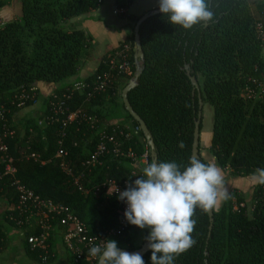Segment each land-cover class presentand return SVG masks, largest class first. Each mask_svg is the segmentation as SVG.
<instances>
[{
  "label": "trees",
  "instance_id": "1",
  "mask_svg": "<svg viewBox=\"0 0 264 264\" xmlns=\"http://www.w3.org/2000/svg\"><path fill=\"white\" fill-rule=\"evenodd\" d=\"M103 1L20 0V16L0 26V103L10 102L16 110L11 117L34 102L36 81H63L76 75L91 58V40L81 30L68 29L65 23L95 10ZM252 1L254 9L249 0H184L141 23V72L137 85L128 92V100L151 132L166 204L156 227L153 222L158 208L149 219L146 185L134 183L126 189L125 198L132 205L130 221L122 233L112 235L115 242L110 247L137 250L150 240L152 245L135 257L111 254L104 264H264V180L254 187L252 215L245 214L244 209L233 210L228 195L217 210L213 207L208 234V185L200 172L210 178L215 173L200 156L191 158L198 102L186 72L188 69L195 76L203 103L213 109L209 152L216 166L230 168L235 175L264 172V23L256 18V14L264 18V3ZM131 2L117 0L115 6L123 10L119 11L121 17L133 22L124 42L134 46L133 28L139 17L126 15ZM5 4L0 0V8ZM121 44L108 48L97 70L83 79L88 86L71 94L68 109H81L82 114L66 126L48 119H41V124L35 119L16 123L7 114L14 134L3 137L0 122V140L7 144L16 168L14 178L40 198L69 206L96 235L117 230L124 214L121 196L110 194L106 187L96 191L95 185L107 178L122 183L137 169L131 158L113 153L101 156L94 166L81 164L101 132L110 133L108 126L100 124L102 114L92 107L104 102L118 80L124 85L129 81L116 74L106 91L92 89L96 75L106 70L107 56L114 55ZM133 54L134 50L130 57L135 70ZM69 86L54 94L61 95ZM244 91L248 96H242ZM20 95L28 98L16 107ZM49 108L44 117L49 116ZM126 116L137 126L127 112ZM117 138L123 154L130 150L137 159L147 151L151 175L149 148L141 131L127 139ZM59 149L67 151L69 168L83 172L81 183L88 192H81L61 168L55 156ZM31 153L37 158L29 157ZM12 182V177H3L0 195L15 203L17 193ZM150 185L158 207L160 196L152 180ZM38 232L36 228L34 233Z\"/></svg>",
  "mask_w": 264,
  "mask_h": 264
},
{
  "label": "built area",
  "instance_id": "2",
  "mask_svg": "<svg viewBox=\"0 0 264 264\" xmlns=\"http://www.w3.org/2000/svg\"><path fill=\"white\" fill-rule=\"evenodd\" d=\"M122 12L123 10H119ZM3 22L0 21V26ZM260 27V26H258ZM134 50L128 42L121 44L119 49L114 55L107 56L105 61L106 70L99 72L93 82V91L104 92L110 86L114 75H123L129 80L133 77L135 70L132 69V60L130 52ZM135 64V63H134ZM88 85L83 80L75 81L65 88L61 95L51 94V100H48L50 106V114L44 119L50 121L60 122L62 127L67 123L73 121L77 116L82 114L81 109L69 110L67 100L71 98V94L74 91L84 90ZM90 96V92L88 93ZM28 98L26 95H20L15 102L16 107H21L24 100ZM7 110L0 107V122L2 128L5 131L3 137L12 136L14 130L11 129L9 119L7 117ZM89 119L91 117L88 116ZM42 120H39L38 124H41ZM110 133H106L105 130L101 132L99 141L95 145L94 149L90 152L88 157L82 161V166H94L99 162V158L106 153L122 154L128 158H131L135 164L136 157L132 151H128L123 154L120 150L121 142L118 141V136L124 139L129 138L132 134H139V127L133 126L132 128L123 127L118 125L108 126ZM64 132L62 133V135ZM0 153L1 161L3 162V171L0 173V191L1 182L3 177L10 176L13 178L12 185L17 193V200L14 203L12 210L14 214L9 215V220L19 228H24L29 225H34L39 230L36 234H28L25 237L28 250L30 252H39V258L43 261L53 257V253L50 250L49 237L54 224V220L57 219V223L63 228L62 240L67 252L74 258V260L87 259L93 264H97L98 258L103 250L110 247V239L114 234L122 233L127 224L130 221V215L132 212V205L125 198V190L130 188L133 181L130 179L124 180L119 183L114 178H107L103 180L99 185H95L94 190L106 187L110 194L121 196L123 202V219H121V225L117 230H110L103 235L92 234L87 228L85 223L74 213V211L66 205L56 204L51 200L40 198L31 189H28L25 185L14 178L16 168L13 164V160L8 153V147L5 142L0 140ZM67 151L59 149L56 153V157L60 159L61 168L72 178L74 184H77L78 189L86 193L87 188H84L81 179L84 174L80 170H72L66 164L65 157ZM31 158H37L35 153L29 155ZM146 163L148 162L147 151H144L140 156ZM136 176L135 171L132 172ZM239 210V209H238Z\"/></svg>",
  "mask_w": 264,
  "mask_h": 264
},
{
  "label": "crops",
  "instance_id": "3",
  "mask_svg": "<svg viewBox=\"0 0 264 264\" xmlns=\"http://www.w3.org/2000/svg\"><path fill=\"white\" fill-rule=\"evenodd\" d=\"M116 2L117 0H104L95 10L71 18L65 23L68 29L81 30L85 36L91 40V58L85 60L76 75L63 81H36L33 84V88L36 92L34 102L29 106L20 108L16 113L17 116L16 114L12 115V121L21 123L26 119H43L48 106V98L51 94L60 90L65 85L83 80L92 75L99 67L101 57L106 53L108 48L117 47L129 38V34L132 32L133 22L120 16L115 6ZM165 2L166 0H132L125 12L126 15L140 17L142 14L157 8L159 4ZM124 86L123 81L118 80L113 87L112 93L104 97V102L92 107L95 110H99L102 114V118L100 119L101 126L123 125L129 129L133 127L131 121L126 116V110L123 106H120L122 103L121 90ZM211 136L212 127L211 132L205 135H202V130L200 128L199 156L209 163L215 173L213 207L216 210L221 206L227 195L237 190V188L233 184L232 179H228L223 174L222 169L216 166L215 158L209 152ZM135 162L137 169L131 171L128 179L133 181V184L142 183L146 185L149 190L148 194L151 197L152 186L150 185V181L152 177L149 173L148 165L141 157L137 158ZM133 171H135L136 176L132 174ZM261 176L253 181L251 187H255L258 182L263 181L264 178ZM152 206H155V198H151L149 204V219L153 213ZM13 207V201L7 200L6 197L0 195V264H93L87 259L74 261L63 243V228L59 226L58 223H55V221L49 237V245L53 257L43 261L36 254L30 253L25 242V237L28 234H35L34 230H36V226L29 225L24 228L16 227L9 220V215L15 213V211L12 210Z\"/></svg>",
  "mask_w": 264,
  "mask_h": 264
},
{
  "label": "water",
  "instance_id": "4",
  "mask_svg": "<svg viewBox=\"0 0 264 264\" xmlns=\"http://www.w3.org/2000/svg\"><path fill=\"white\" fill-rule=\"evenodd\" d=\"M184 0H175L171 3L165 4L163 6L157 7L153 10H150L144 14H142L136 21L134 28H133V38H134V54L133 57L135 59V72L133 77L127 82V84L122 88L121 90V99L122 104L126 112L132 117V119L137 123V126L139 127L144 140L146 142V145L149 148V154L151 158V175H152V182L155 185V188L157 190V193L160 196L159 200V206L156 213L155 220L153 222V225L158 227L159 221L161 219V215L165 210V204H166V195L164 192V189L160 183L159 176H158V167H157V154L155 152V145L153 142V138L151 135V132L147 128L145 122L142 120V118L133 110L131 107L129 100H128V92L133 89L137 85V79L141 72L140 63L143 60V52H142V46L139 36V27L143 21H145L147 18L162 13L164 11H168L173 9L174 7H177L180 5ZM188 66H186V69ZM187 75L189 77L190 83L192 85V94L196 90L197 92V102H198V110L197 115L194 118V129H193V138H192V144H191V158L193 160H197L199 158V131H200V124H201V114H202V106L203 101L201 98V93L199 90V84L195 76L191 75L189 70L187 69ZM201 176L206 180V183L208 185V191H207V202H206V211L209 216V226H208V234H210V230L213 223V200H214V194H215V184H214V178H210L207 176V174L201 170L200 172ZM152 245V241H146L139 249L137 250H126L125 248H112L108 247L105 250L102 251L98 258L97 264H104L106 258L111 254H123L130 257H135L138 255H141Z\"/></svg>",
  "mask_w": 264,
  "mask_h": 264
},
{
  "label": "rangeland",
  "instance_id": "5",
  "mask_svg": "<svg viewBox=\"0 0 264 264\" xmlns=\"http://www.w3.org/2000/svg\"><path fill=\"white\" fill-rule=\"evenodd\" d=\"M6 4L0 8V21L3 22V24L8 23L10 21H13L17 19L20 16V0H5ZM174 0H166L165 3L159 4L157 7L163 6L165 4L171 3ZM259 1L261 3H264V0H254ZM250 5L252 9H254V4L252 0H249ZM155 9V8H154ZM257 21H261L264 23V18H258V14H256ZM263 84L261 85V87ZM249 92H243L242 96L246 97L248 96ZM8 100H2L0 103V107L6 108L8 110L9 118L11 119V114L15 113L16 111L11 105L10 102H7ZM14 109V110H13ZM17 116V114H16ZM212 119H213V109L212 106L208 103H203L202 106V114H201V125L200 128L202 130V135H205L206 133L211 132L212 127ZM223 174L228 178L232 179L233 184L237 188V190L232 191L231 194H228L230 196V204L232 206V209L237 211L238 209H244L245 214L252 215L253 211V191L254 187H251V184L255 179H258L261 175L262 178H264V172L254 170L249 175H235L233 174L232 169L226 168L222 169ZM264 180V179H263ZM149 191V190H148ZM151 197L149 196V204L151 202V198H155V191L151 187ZM227 195V196H228ZM153 207V213L151 214V218H153L156 210H157V201L155 200V206ZM217 208V207H216ZM215 209V208H214ZM217 210V209H216ZM115 242V239H110L109 244L112 245Z\"/></svg>",
  "mask_w": 264,
  "mask_h": 264
}]
</instances>
